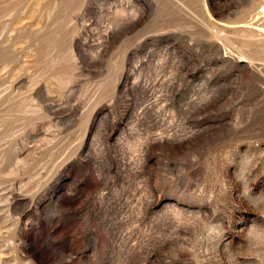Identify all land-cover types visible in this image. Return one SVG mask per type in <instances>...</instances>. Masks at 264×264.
<instances>
[{
    "label": "rangeland",
    "instance_id": "rangeland-1",
    "mask_svg": "<svg viewBox=\"0 0 264 264\" xmlns=\"http://www.w3.org/2000/svg\"><path fill=\"white\" fill-rule=\"evenodd\" d=\"M0 264H264V0H0Z\"/></svg>",
    "mask_w": 264,
    "mask_h": 264
}]
</instances>
